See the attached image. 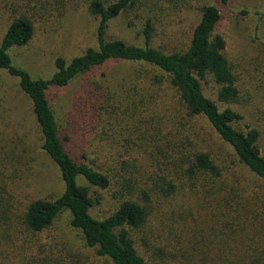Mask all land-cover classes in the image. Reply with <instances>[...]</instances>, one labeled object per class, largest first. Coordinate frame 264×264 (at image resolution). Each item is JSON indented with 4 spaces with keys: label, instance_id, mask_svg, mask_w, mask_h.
<instances>
[{
    "label": "rangeland",
    "instance_id": "obj_1",
    "mask_svg": "<svg viewBox=\"0 0 264 264\" xmlns=\"http://www.w3.org/2000/svg\"><path fill=\"white\" fill-rule=\"evenodd\" d=\"M204 1L220 11L215 34L224 40V56L234 74L237 94L228 104L218 102V87L210 78L202 83L203 93L220 110L231 109L240 115V130L254 129L259 133L258 146L264 155V0H227L225 6L218 0ZM174 4L179 6V12L174 14L171 9L157 21L151 41L153 48L166 53L187 47L199 19L198 12L183 6L181 0ZM80 5H66L58 13L54 0H0V41L14 17L28 15L35 25L32 41L25 47L9 51L13 66L26 71L32 79L47 80L55 72V59L70 61L88 48L96 49L97 21ZM191 6L196 5L191 3ZM106 38L143 46L141 24L136 22L135 26H128L123 18L110 23ZM141 69L144 68L139 65L109 63L90 77H79L66 88H51L47 92L61 129H67L70 114V139L78 160L83 156L86 163L111 182L107 191L91 189L92 193L102 197L101 203L93 208V215L103 219L114 212L122 199L132 197L147 211L145 225L130 232L136 250L146 264H225L214 261L217 252L224 262L230 253L239 257L240 240L234 242L242 233L231 236L229 241L226 239L229 230L213 228L204 212L186 210L187 206L181 202L172 203L159 195L149 196L150 200L146 202L135 185L144 193H155L163 179L160 173L151 179L147 171L121 157L123 149L115 138L120 133L119 127L126 123L127 104L87 103V88L92 79L110 78L125 83L136 78L134 73ZM139 94L178 139H187L190 150L211 156L227 182L235 184L241 203L263 220L264 183L239 163L232 149L208 122L203 117L187 116L175 91L166 85H142ZM93 108L98 114L103 113L105 123H110L105 124L104 130L96 128L93 120L87 119L95 113ZM109 135L115 143L107 141ZM40 146V133L29 100L21 93L18 81L0 70V193L7 191L5 201L9 199L12 203V213L18 214L22 203L51 200L63 190L57 168ZM126 148L129 150V145ZM140 176H143L142 180H139ZM145 180L152 183V191L144 189ZM69 221V214L63 211L51 227L41 233L32 234L16 227L10 239L0 241V264H111L108 259L97 257L93 249L85 247L80 234L70 228Z\"/></svg>",
    "mask_w": 264,
    "mask_h": 264
},
{
    "label": "trees",
    "instance_id": "obj_2",
    "mask_svg": "<svg viewBox=\"0 0 264 264\" xmlns=\"http://www.w3.org/2000/svg\"><path fill=\"white\" fill-rule=\"evenodd\" d=\"M176 1L54 0L58 13L66 5L81 3L80 6L97 21V47L86 49L82 55L70 61L55 59V72L47 80L32 79L26 71L13 66L9 51L27 46L34 37L35 25L28 15L12 18L0 41V70L18 81L21 93L29 100L40 133V149L57 168L63 190L51 200L22 203V210L18 214L12 213V203L9 199L5 201L8 193L2 191L0 241L10 239L16 227H22L32 234L41 233L51 227L61 212L66 211L70 216V228L80 234L85 247L93 249L97 257L106 258L111 264H146L138 254L130 234L145 225L146 207L131 197L122 199L114 212L103 219L93 215V208L101 203L102 197L92 193L91 189L107 191L111 182L106 175L86 163L83 156L78 160L75 145L70 139V114L67 116V129H61L47 99V92L51 88H66L77 78L90 77L94 71L109 63H125L144 69L135 72L136 78L125 83L114 82L110 78L101 81L92 79L87 88V103L127 104L124 114L126 123L119 127L120 133L115 138L117 145L123 149L121 157L123 161L132 162L147 171L151 179L158 173L163 179L155 193L151 182H143L144 189L152 191L149 192L151 195L134 184L136 190L142 193L146 202L150 200L149 196L159 195L165 200H172V203L181 202L187 206L186 210L204 212L213 228L224 227L229 230L226 235L229 241L231 236L241 232L234 242L240 240L242 251L239 257L230 253L224 262L219 259L220 253L217 252L214 261L225 264H264L263 217L257 218L245 203H241L235 184L227 182L221 168L209 154L190 150L187 139H178L163 118L149 108L139 94L142 85H166L173 89L187 116L203 117L232 149L239 163L264 183V155L258 146L259 133L254 129L240 130L238 124L242 117L231 109L220 110L203 93L202 83L210 78L218 87V102L228 104L237 94L234 74L224 56V40L215 34L220 20L218 8L204 0H181L183 6L196 10L199 15L187 47L166 53L151 46L157 21L171 9L174 14L179 12V6L174 4ZM218 1L223 6L227 4V0ZM191 3L196 6H191ZM118 18L125 19L128 26H135L136 22L141 24L143 46L106 38L110 23ZM93 110L95 113L87 115V119L93 120L96 128L104 130L107 123L102 118L103 113L98 114L96 108ZM107 141L115 143L111 135ZM128 145L129 150L126 148ZM138 178L142 180L143 176Z\"/></svg>",
    "mask_w": 264,
    "mask_h": 264
}]
</instances>
